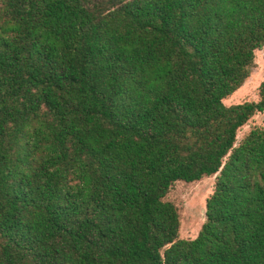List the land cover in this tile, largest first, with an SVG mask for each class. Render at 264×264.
Wrapping results in <instances>:
<instances>
[{"label": "trees", "instance_id": "16d2710c", "mask_svg": "<svg viewBox=\"0 0 264 264\" xmlns=\"http://www.w3.org/2000/svg\"><path fill=\"white\" fill-rule=\"evenodd\" d=\"M263 47L264 0H0V264H264Z\"/></svg>", "mask_w": 264, "mask_h": 264}, {"label": "rangeland", "instance_id": "374dc122", "mask_svg": "<svg viewBox=\"0 0 264 264\" xmlns=\"http://www.w3.org/2000/svg\"><path fill=\"white\" fill-rule=\"evenodd\" d=\"M264 81V47L256 53V67L250 77L236 92L225 99L227 105L259 99V87ZM255 127H264V111L257 112L243 127L237 136V144ZM217 175L204 176L200 180L186 182L178 181L167 195V199L174 202L180 213L181 238H195L198 236L206 220V201L213 193Z\"/></svg>", "mask_w": 264, "mask_h": 264}]
</instances>
